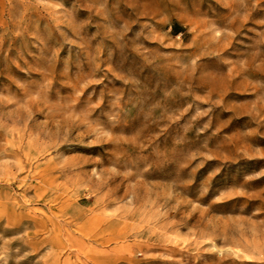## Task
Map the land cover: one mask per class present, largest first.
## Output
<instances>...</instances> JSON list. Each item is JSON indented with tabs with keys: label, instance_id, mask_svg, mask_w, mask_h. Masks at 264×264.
Wrapping results in <instances>:
<instances>
[{
	"label": "rangeland",
	"instance_id": "rangeland-1",
	"mask_svg": "<svg viewBox=\"0 0 264 264\" xmlns=\"http://www.w3.org/2000/svg\"><path fill=\"white\" fill-rule=\"evenodd\" d=\"M0 264H264V0H0Z\"/></svg>",
	"mask_w": 264,
	"mask_h": 264
}]
</instances>
